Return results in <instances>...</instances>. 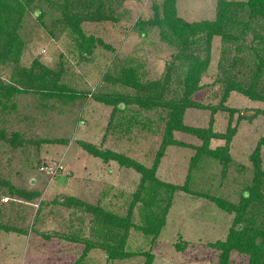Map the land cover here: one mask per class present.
<instances>
[{
  "label": "rangeland",
  "instance_id": "374dc122",
  "mask_svg": "<svg viewBox=\"0 0 264 264\" xmlns=\"http://www.w3.org/2000/svg\"><path fill=\"white\" fill-rule=\"evenodd\" d=\"M161 3L162 0H127L118 11L123 16L119 22L85 23V32L103 43L88 59L79 57L67 34L61 35L58 31L57 37L53 38L32 12L27 13L21 30L27 44L22 63L30 66L34 60H39L53 68L60 62L65 63L69 67L67 82L78 89L80 96L75 101L28 109L26 113L35 116L36 121L24 123L21 128L23 132L35 135L37 140L61 139L66 143L45 144L39 149L33 145L27 157L4 152L5 148L0 147V175L10 177L17 187L42 192L32 204H15L16 211L8 219L9 231L0 230V264H71L81 255L82 245L45 239L46 234L70 232L69 227L75 219L72 212H80L77 204L72 209L59 204L64 198L70 204L74 203L72 199L92 205L101 200L106 208L121 215L127 213L138 191L141 175L117 161L104 162L91 155L83 143L93 144L102 151L112 150L148 168L153 167L164 131V125L156 121L158 115L146 113L149 118L143 119L144 115L137 119V123L132 119V112L139 109L133 106L135 111L122 119L125 124L128 120L133 123V131L123 133L119 130H126L125 127H115L112 123L119 118L118 115L112 117L113 107L95 101L94 94L99 90L101 94L113 92L112 88L104 87L102 79L115 65L119 70L122 65L138 67L143 81L157 80L164 74L175 52L161 40L157 30L150 31L143 38L135 28L139 19H151L153 6ZM216 12L217 0L178 1L179 16L189 22L214 20ZM46 22L51 24V17H47ZM221 47L217 38L211 66L203 78L206 87L195 96L197 101L207 105H218L221 98L222 87L214 83L218 78ZM0 75L9 80L11 69L2 67ZM132 91L134 89L129 90ZM25 103L30 105L31 100ZM227 105L239 109V116L245 119L239 123V116L234 115L233 125L239 124V133L232 144V163L226 172L220 162L207 156L198 161L193 159L196 154L194 145H200L201 141L176 132L175 138L189 146H169L157 176L163 183L178 186L180 190L172 195L170 203V189L156 187L157 191L150 195L143 193L148 208L144 212L143 203L135 205L133 220L136 225L130 228L126 245V250L134 253L132 257L109 262L105 251L98 249L90 253L88 264H144V252L154 256V264L219 263L221 251L214 245L226 241L236 218V213L223 208L231 204L238 206L242 193L251 186L254 168L250 156L264 138V116L253 118L255 110L264 108V103L233 93ZM211 117V110L193 109L187 111L185 123L208 128ZM229 118V113L218 112L214 116V129L225 132ZM16 129L13 123L7 133ZM218 144L216 141L214 146ZM262 150L264 169V146ZM28 157L31 162L25 165L22 160ZM7 198L9 202L6 203ZM0 200L1 206L13 207L9 196H1ZM167 205L170 207L166 210ZM39 210L44 216L55 213L36 224ZM91 218L92 214L88 213L84 222L87 237ZM150 220L151 223L164 224L156 240L145 231ZM248 261V257L233 252L230 264H248Z\"/></svg>",
  "mask_w": 264,
  "mask_h": 264
},
{
  "label": "trees",
  "instance_id": "16d2710c",
  "mask_svg": "<svg viewBox=\"0 0 264 264\" xmlns=\"http://www.w3.org/2000/svg\"><path fill=\"white\" fill-rule=\"evenodd\" d=\"M126 1L0 0V71L2 67L11 69L9 80L0 75V147L5 148L4 152L26 156L33 145L39 149L45 144L66 143L61 139L37 140L35 135L27 134L21 128L24 123L36 121L35 116L26 113L28 109L45 108L54 102L67 103L80 96L78 89L67 82L69 67L65 63L60 62L55 68L39 60H34L30 66L22 63L27 44L21 36V30L27 13L32 12L53 38L57 37L58 31L61 35L67 34L79 57L88 59V56H94L95 50L103 43L88 35L83 25L119 22L123 16L118 11L124 7ZM178 1L162 0L160 6H153L154 15L151 19H139L135 24L143 38L150 31L157 30L161 40L175 52L167 63L164 74L157 80L143 81L138 67L122 65L119 70L115 65L102 79L104 87L112 88L113 92L101 94L99 90L94 94L95 101L113 107L112 117L118 115L119 118L112 120V123L115 127L126 128L120 129V132L133 131L134 126L130 120L126 122L128 124L122 122L123 117L135 111L133 106L140 110L132 112L135 122L139 123L137 119L144 115L146 116L143 119L149 118L147 114L154 112L158 115L156 121L164 125V131L152 168L112 150L102 151L93 144L83 143L85 150L104 162L114 160L123 167L137 171L141 175V182L125 215L106 208L101 200L95 205L75 199L70 204L65 198L59 202L68 209L77 204L80 212H72L75 219L69 227L70 232L46 234L45 239H58L84 246L81 255L71 264H88L90 253L98 249L105 251L109 262L125 260L134 255L126 250V245L130 228L136 225L133 220L135 205L143 203L144 212L148 208V201L142 198L143 193L150 195L157 191L156 187L170 189V203L172 195L180 190L178 186L163 183L157 176L161 160L169 146H189L175 138L176 132L201 141L200 145H194L196 154L193 159L198 161L207 156L220 162L223 172H226L232 163L231 147L239 133V124L233 125V122L234 115L239 116L240 110L227 105L231 95L238 93L251 101L264 103V0H217L216 18L199 22H189L180 17ZM47 17H51L49 25L46 22ZM217 38L220 39L222 47L218 61V78L214 83L222 87L221 98L218 105H207L197 101L195 96L206 87L203 78L211 66L213 45ZM130 89L134 91L129 92ZM27 100H31L30 105L25 103ZM193 109L212 111L208 128L193 127L185 123L187 111ZM218 112L230 114L225 132H218L213 127L214 116ZM254 115L253 118L264 116V108L255 110ZM243 119L245 118L239 116L238 122L241 123ZM13 123L17 129L7 133ZM153 124L152 127L155 126L154 122ZM216 141L220 143L218 146H214ZM263 146L264 138L250 156L254 177L251 186L242 193L241 202L238 206L231 204L223 208L230 213H236V218L226 241H219L214 245L221 251L218 264H230L233 252L248 257V264H264ZM22 161L29 165L31 158H24ZM1 196H9L13 200V207L5 205V208L4 204H0V230L9 231L8 219L16 211L15 204H32L42 196V192L17 187L10 177L0 175V198ZM5 202H9V199ZM54 213L44 216L39 210L35 223L51 218ZM88 213L92 214V218L89 221L87 237L84 222ZM162 225L164 224L147 221L145 231L156 240ZM75 226L80 228L76 230L73 228ZM143 254L146 257L144 264H154V256L150 252Z\"/></svg>",
  "mask_w": 264,
  "mask_h": 264
},
{
  "label": "built area",
  "instance_id": "2783aa9c",
  "mask_svg": "<svg viewBox=\"0 0 264 264\" xmlns=\"http://www.w3.org/2000/svg\"><path fill=\"white\" fill-rule=\"evenodd\" d=\"M7 201V200H6Z\"/></svg>",
  "mask_w": 264,
  "mask_h": 264
}]
</instances>
